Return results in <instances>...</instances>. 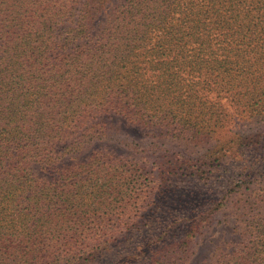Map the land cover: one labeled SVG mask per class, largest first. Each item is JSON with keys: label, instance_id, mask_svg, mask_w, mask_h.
Instances as JSON below:
<instances>
[{"label": "trees", "instance_id": "obj_1", "mask_svg": "<svg viewBox=\"0 0 264 264\" xmlns=\"http://www.w3.org/2000/svg\"><path fill=\"white\" fill-rule=\"evenodd\" d=\"M113 117L253 152L226 196L258 203L264 137L230 125L264 121V0H0V264H98L141 230L150 173L93 147L119 140ZM191 223L109 264H187L211 219ZM258 224L218 264H264Z\"/></svg>", "mask_w": 264, "mask_h": 264}, {"label": "rangeland", "instance_id": "obj_2", "mask_svg": "<svg viewBox=\"0 0 264 264\" xmlns=\"http://www.w3.org/2000/svg\"><path fill=\"white\" fill-rule=\"evenodd\" d=\"M112 122L119 140L95 142L94 149L138 162L150 173L153 182L147 211L140 218L144 223L141 230L133 231L129 242L124 241L106 252L98 264L119 262L121 256L139 251L170 225L177 238H181L190 228L191 221L204 216L211 219V224L199 233L201 240L187 264L227 262L235 255L254 249L259 233L258 229H252V222L257 216L253 226H259L258 219H264V185H257L261 196L256 204L249 198L251 193L241 191L226 196L231 186L229 179L234 177L235 183L244 170L257 165L258 157L253 152L240 147L226 154L222 150L211 158L209 151L217 146L215 140L189 142L172 138L156 127L130 124L120 117H113ZM230 128L234 132L264 137V121L235 119ZM123 140L133 143V148L121 144ZM62 147L63 144L59 145L60 149ZM174 155H178L175 158L178 167L173 173L172 170L165 173L168 166L164 168L163 165L171 163ZM162 161L165 162L160 165Z\"/></svg>", "mask_w": 264, "mask_h": 264}]
</instances>
